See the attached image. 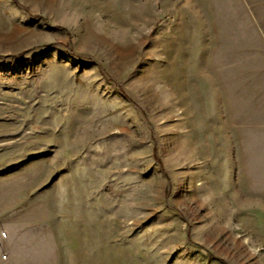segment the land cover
I'll use <instances>...</instances> for the list:
<instances>
[{"label": "rangeland", "instance_id": "1", "mask_svg": "<svg viewBox=\"0 0 264 264\" xmlns=\"http://www.w3.org/2000/svg\"><path fill=\"white\" fill-rule=\"evenodd\" d=\"M0 264H264V0H0Z\"/></svg>", "mask_w": 264, "mask_h": 264}, {"label": "crops", "instance_id": "2", "mask_svg": "<svg viewBox=\"0 0 264 264\" xmlns=\"http://www.w3.org/2000/svg\"><path fill=\"white\" fill-rule=\"evenodd\" d=\"M0 263H1V252H0Z\"/></svg>", "mask_w": 264, "mask_h": 264}]
</instances>
